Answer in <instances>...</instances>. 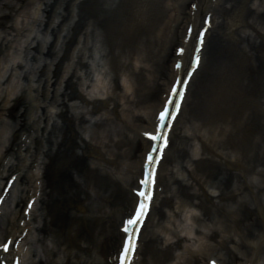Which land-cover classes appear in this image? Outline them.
Wrapping results in <instances>:
<instances>
[{
	"label": "rangeland",
	"instance_id": "obj_1",
	"mask_svg": "<svg viewBox=\"0 0 264 264\" xmlns=\"http://www.w3.org/2000/svg\"><path fill=\"white\" fill-rule=\"evenodd\" d=\"M80 1L0 0V100L7 97L11 90L13 94L14 91L21 93L25 90L26 99L33 107L27 119L29 137L26 145L23 150L14 146L11 151L12 162L26 170L39 171L37 166H29L36 148L34 140L37 136L42 137L50 114L48 110L56 109L50 102L53 88L50 86L47 95L44 85L46 75L55 69V58L47 50L51 53L58 51L60 56L65 57L58 67L59 76L63 72L65 76H71L82 94V98L75 100L78 107L72 112L80 118L79 125L84 136L98 140L100 135H111L123 141L122 144L129 142L127 129L120 119L121 107L117 105L119 96L113 56L119 50H122V56L131 54L137 41L144 44L150 32L148 19L152 15L166 17L168 7L164 8L162 0H141L139 15L134 16L138 8L130 7L129 0H93L90 8L94 11L89 16L84 14ZM230 13L233 26L225 30V18ZM217 16V25L208 38L203 66L191 88L165 164L178 159L181 165H185L190 149L183 139V125L190 118L194 117L199 125L215 133L225 149L219 147L218 141H212L215 146L213 153H200L193 170H184L181 175L184 179L179 176L175 191L187 200L194 196L197 205H203L202 212L212 219V230L217 233L218 242L221 231L226 230L230 237L224 242L216 241L215 248L228 261H231L228 248H233L235 252L243 249L238 238L246 233L254 237L258 234L259 251L264 257V219L258 213V208L264 209V0H222ZM75 24H78L76 36L66 47L63 38L69 26ZM254 24L262 31L260 34L254 30ZM148 39L151 51L161 41L155 35ZM172 56L173 50L169 48L160 62L161 72L169 67ZM249 63L253 65V70H247ZM96 74L103 78L102 96L108 97L105 104L99 103L90 93ZM15 85L17 87L13 89ZM159 91L160 88L153 89L148 97L158 98ZM19 110L20 103L16 105L14 113ZM222 112H227L228 127L220 135L219 128L215 127L217 122H214L218 120V113ZM13 123L14 118L7 109H0V129L4 127L6 131L0 146L2 152L14 136ZM133 149L135 156L138 151ZM191 172L195 179L190 176ZM32 180L27 182L29 186L35 184ZM160 184L161 195L153 210L152 222L159 218L162 206L167 203L168 198L164 199L163 196L164 190L170 188L166 169L161 174ZM101 189L99 186L95 188L100 192L99 198L94 200L98 209H101V205L111 206L123 198L119 187L115 186L104 194ZM220 192L225 196H212ZM206 194L209 195L208 200ZM242 201L246 202L248 212L242 209L239 212ZM39 213L36 211L32 216L33 226L37 224L35 219ZM232 214L237 221L233 220ZM251 223L255 230L250 232L248 225L251 226ZM31 232L28 243L31 250L47 254L37 239L38 232L35 228ZM214 237L210 235V238ZM231 237L235 239L229 242ZM149 247L154 257L162 256L153 244ZM143 253L144 249L142 256ZM50 255L59 257L61 263L67 260L63 250ZM32 257L30 252L26 255L27 264L34 263Z\"/></svg>",
	"mask_w": 264,
	"mask_h": 264
},
{
	"label": "bare ground",
	"instance_id": "obj_2",
	"mask_svg": "<svg viewBox=\"0 0 264 264\" xmlns=\"http://www.w3.org/2000/svg\"><path fill=\"white\" fill-rule=\"evenodd\" d=\"M171 1L173 0L161 1L164 8L168 7L166 17L152 15L148 19L151 34L149 33L146 36L144 44L141 45L137 41L131 54L122 56V50H119V53L113 56L117 64L116 88L118 99L125 98L120 119L127 127L128 143L122 144L123 141L111 135H103L98 140L96 138L86 140L82 133V127L79 125L80 118L72 112V109L78 107L75 100L82 98V94L77 89L71 76H65L64 72L59 76L58 67L61 64L60 61H63L65 57L60 56L58 51L51 53L47 50V53L55 58L53 62L55 69L52 70L51 74L46 75L44 85L46 86L47 95L50 92V86H52V99L50 102L56 109L49 108L50 114L43 127L42 137L37 136L34 140L36 148L29 166L37 165L40 172L37 174L38 177L34 172L29 173V175L30 178L36 177L35 179H39L40 183L36 185V188H31L29 185H27L28 187L22 186L21 182L25 181L26 171L22 173L23 166L19 168L21 171L16 177L13 191L7 203L9 210L0 220V240L4 241L11 237L15 241L24 228L22 227L13 233L12 231L16 229L17 220L25 218L23 208L29 199L28 194H32L33 191V194L36 195V201L31 214H34L35 210L40 213L36 216V218L39 216L38 220L36 219V225L32 226L29 222V236L26 239L29 243L32 227L35 228L38 232V241L49 255L46 253L41 254L38 250H34V252L29 250L28 252L32 253L34 259L33 264H59V262L60 264H111V262H115L111 259H113L114 253L118 255L122 237L119 228L122 225V220L132 211L133 205L136 203L137 196L130 191L138 186V178L141 176L145 152L149 147V141L143 137L142 133L155 128L157 112L161 108L162 102L167 98L175 72L173 69V64L176 61L175 56L171 58L168 70L165 69L164 72L159 70L158 66L163 57L160 51L162 40H159V44L151 51L148 37L155 35L161 39L162 34L164 37V34L168 32L169 23L173 19H177L180 24L178 28H175L173 35L179 33L178 31L183 32L188 23L193 21L189 17V8L187 11L169 8ZM197 1L200 8L198 7L195 13L198 15L201 3L204 2L207 5L208 0ZM79 3L85 11L84 14L90 16V13L94 11L93 8H90L93 0H81ZM204 3L202 4L204 5ZM229 7L233 8V5ZM232 13L225 18V30L233 26ZM92 17L96 21L94 15ZM68 30L63 38L66 47L71 44L76 36L78 24L70 25ZM177 44L189 45L190 47L192 42L182 41L180 43V40H178ZM190 58L191 56L184 58L185 69L189 66ZM57 59L58 62L56 63ZM248 67L247 70L254 69L251 63ZM200 69L201 66L195 72L194 78L198 75ZM65 77L67 78L65 79ZM142 83L143 86H141ZM102 84L103 80H99L96 83V88L100 89ZM159 87L163 90L160 98L158 97L159 99L148 97L150 91ZM14 95L11 105L6 109L8 114L14 118L13 129H15V132L20 131L16 134L17 139L13 137L11 143L7 146V151L11 150L13 145L19 144L20 148L26 145L27 140L18 142V139L19 135H24L29 127L26 116V110L27 115L29 112V101L25 99L23 94L19 96L15 92ZM188 97L187 95L186 100ZM101 100H98V102L101 104L106 103L105 100ZM18 103H20V110L14 114L15 106ZM117 104L120 105L119 102ZM3 106L4 104L2 105L0 100V109L5 110ZM184 108L185 105L176 120V125L184 112ZM227 118V112L218 113L217 121L219 122L217 127L220 130H227L226 124H223L226 123ZM5 132L4 127H2L0 142H3ZM139 132L140 136L137 135ZM199 135L210 136L213 141L216 140L215 133L211 132L206 126L199 125L197 120L192 117L191 120H188V124L184 123L183 125V139L188 142L190 149L185 165H181L178 159L174 163L165 164L166 156L162 159L159 173L166 169L169 175L170 188L164 190L163 195L164 199H168L167 203L162 206L161 214L156 222H151L153 211L150 212V216L146 220L141 240V247L144 249L142 264H207V259L212 256L217 257L222 263L226 261V264H244L248 262L259 264L257 259L259 256L255 248L257 238L248 242L252 238L249 233H246L242 238L239 237L238 239H240L244 248L239 249L237 252L231 247L228 248L231 255V261H228L215 249L216 241L218 242L217 233H214V242L210 238L209 234L212 235L213 232L212 219L202 212L201 207L203 205L198 206L194 196L192 199L187 200L175 191V184H179V176L182 178L181 175L184 170H193V164L200 153L206 152L199 142ZM171 142L166 150V155L171 147ZM218 143L220 144L219 147L225 149L223 143L219 141ZM133 148L138 151L135 154L136 157L133 154L135 150ZM119 152H121V158ZM6 155L8 154L6 153ZM202 161L203 159H201ZM16 168V164L10 162L7 168L0 171V179L9 178L10 174L16 175L18 172L15 173ZM204 170L205 168H203ZM190 176L193 179L196 178L192 172ZM106 182H108L107 185ZM98 186L102 188V194L115 186L121 188L122 200L111 206L101 205V209L96 208L94 200L100 196V192L95 190ZM217 196L222 198L225 194L220 192L218 195H214V197ZM205 198L208 200L209 196L206 195ZM21 205H23L22 209L20 208ZM241 209L248 212L246 202L239 203V212ZM258 213L263 220L264 209L258 208ZM197 218L200 220L197 221ZM251 224V226L248 225L250 232L255 230L254 224ZM219 237L221 240L218 243L224 242L230 236L226 234V230H222ZM234 239L231 237L229 242ZM152 244L153 247L162 252L161 258L153 256L149 247ZM62 250L65 251L67 257L65 263H61L59 257L50 255L52 252L56 254V252H62ZM136 264H141V261L136 262Z\"/></svg>",
	"mask_w": 264,
	"mask_h": 264
},
{
	"label": "snow or ice",
	"instance_id": "obj_3",
	"mask_svg": "<svg viewBox=\"0 0 264 264\" xmlns=\"http://www.w3.org/2000/svg\"><path fill=\"white\" fill-rule=\"evenodd\" d=\"M193 6L195 7V5ZM207 23L208 27L202 26L201 29L197 30L193 25L186 30L185 39L192 42V51L189 52L187 45H181L177 48L178 55L174 62L175 72L167 98L162 102L161 108L157 112L155 128L144 132L145 137L149 140V147L145 152L141 176L135 189L136 203L132 211L122 220L118 264H132L140 247L145 222L154 207L158 190V166L164 155L163 150L169 146L173 123L182 113L189 87L187 81L192 79L191 72L196 71L195 68L190 71L185 70L184 58L194 56L196 67H200L201 50L205 47V37L212 24L211 16L208 17ZM13 246L19 247L12 239L0 242V249L5 251ZM17 264H19L18 259ZM212 264H217V262L213 260Z\"/></svg>",
	"mask_w": 264,
	"mask_h": 264
}]
</instances>
